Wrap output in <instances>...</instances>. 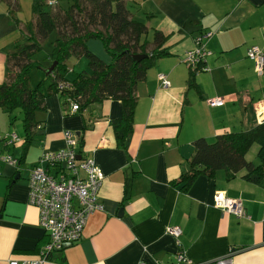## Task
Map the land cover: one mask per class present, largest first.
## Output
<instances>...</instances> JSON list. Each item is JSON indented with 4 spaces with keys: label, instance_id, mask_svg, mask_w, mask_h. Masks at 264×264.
<instances>
[{
    "label": "crops",
    "instance_id": "0c3cea01",
    "mask_svg": "<svg viewBox=\"0 0 264 264\" xmlns=\"http://www.w3.org/2000/svg\"><path fill=\"white\" fill-rule=\"evenodd\" d=\"M125 1L150 36L155 30L167 36L169 52L137 85L134 129L125 148L118 145L112 126L122 116L120 100L74 111L59 93L48 95L46 109L36 113V135L27 149L21 114L19 126L0 107V135L15 132L20 139L11 144L0 140V264L35 259L48 242L38 208L28 203L29 175L45 152L66 146L67 130L105 175L98 196L103 209L88 217L77 242L44 264H174L178 251L197 264H214L231 252L232 264H264V187L224 169L212 177L198 175L185 191L174 184L190 169L195 140L214 141L264 123V73L258 75L247 54L253 46L264 51V0ZM31 3L0 0V84L9 79L8 53L29 18H20L23 7L32 10ZM208 31L212 36L205 44L211 54L207 68L196 75L197 90L189 86L190 65L184 58ZM88 45L110 61L100 40ZM76 58L68 63L70 79L78 67L88 69L85 57ZM48 61L41 62L49 67L50 57ZM161 74L169 79L168 87L162 86ZM216 97L224 99L222 106L208 103ZM4 155L18 159V166L2 160ZM218 190L242 200L247 216L217 207ZM174 226L182 229L180 245L168 231Z\"/></svg>",
    "mask_w": 264,
    "mask_h": 264
},
{
    "label": "trees",
    "instance_id": "16d2710c",
    "mask_svg": "<svg viewBox=\"0 0 264 264\" xmlns=\"http://www.w3.org/2000/svg\"><path fill=\"white\" fill-rule=\"evenodd\" d=\"M53 31L57 37L50 60L56 66L46 73L48 67L33 56ZM149 32L144 22L134 18L132 5L125 0H56L55 5H49L48 0H32V17L25 21L8 53L9 79L0 84V107L12 120L21 114L26 135L24 148L36 135V113L46 109V98L53 93L78 103L81 109L108 99L120 100L122 116L112 126L118 145L125 148L134 129L137 85L145 80L158 59L169 54L165 46L167 36L155 30L151 40ZM92 39L103 43L110 61L90 49L88 42ZM134 54L148 56L135 61ZM74 56L85 57L88 69L70 79L68 60ZM205 67L203 59L190 67V88L199 90L196 75ZM37 68L45 70V74L33 87L31 74ZM254 144L260 145L257 164L246 158ZM220 169L230 176L241 173L264 187V123L219 135L214 141L195 140L190 169L174 184L185 191L198 175L212 177Z\"/></svg>",
    "mask_w": 264,
    "mask_h": 264
},
{
    "label": "built area",
    "instance_id": "2783aa9c",
    "mask_svg": "<svg viewBox=\"0 0 264 264\" xmlns=\"http://www.w3.org/2000/svg\"><path fill=\"white\" fill-rule=\"evenodd\" d=\"M55 5L56 1H48ZM212 32H205L196 38V48L188 51L184 61L194 67L195 64L211 54L206 46V40ZM248 57L254 62L258 75L264 73V51L259 46L248 50ZM207 67L204 68V70ZM159 80L164 87L170 85L166 75H159ZM211 106H222L224 99L211 98ZM74 111L79 110L78 103H72ZM66 146L58 151H47L40 159L41 165H36L30 170L28 203L39 210V222L49 240L45 243L35 259H11L9 264H44L51 259L54 252L68 244L77 242L83 235L88 217L96 210L103 209L98 202L100 189L105 175L101 167L91 156H84L78 149L79 141L70 130L65 132ZM6 139L8 144L20 141L15 133L0 135V140ZM81 155L80 158L78 156ZM5 162L18 166V159L12 155L1 157ZM215 205L223 211L235 214L238 217L247 216V211L242 200L228 197L224 191L214 194ZM169 233L176 238L180 245L179 237L182 234L180 227L168 228ZM231 252L226 257L217 259L214 264H232ZM174 264H197L189 259L182 251H178Z\"/></svg>",
    "mask_w": 264,
    "mask_h": 264
},
{
    "label": "rangeland",
    "instance_id": "374dc122",
    "mask_svg": "<svg viewBox=\"0 0 264 264\" xmlns=\"http://www.w3.org/2000/svg\"><path fill=\"white\" fill-rule=\"evenodd\" d=\"M48 1H56V0H48ZM31 7H32V3H31ZM23 11H22V14L20 18L22 19H25L27 17H29L28 19H30V14L32 13V10L29 9V7H27L26 5H24L23 7ZM31 12V13H30ZM57 37V32L56 31H53L43 42V45H42V49L37 52L34 56H33V59L34 60H40L42 61L43 63H48V58L51 56V53L53 51V46H54V41ZM152 37L153 36H150V33H149V39L152 40ZM77 59L75 56L74 57H71L69 60H68V63L71 65V64H74V60ZM73 62V63H72ZM88 63V62H87ZM51 63L48 65L50 66ZM10 67L12 69V64H10ZM86 69V68H84ZM84 69H81V67L76 70L77 72H81L82 70ZM45 74V70H41V69H34V71L32 72L31 74V81H30V85L33 86V87H37L38 83L41 81V79H43V76ZM15 123H17L19 126L22 125V122L20 119H16L14 121ZM259 147L260 145L259 144H254L250 150L248 151L247 155H246V158L249 160V161H252V162H255V164L258 163V158H257V154H258V151H259ZM23 166V165H22Z\"/></svg>",
    "mask_w": 264,
    "mask_h": 264
},
{
    "label": "water",
    "instance_id": "95a60500",
    "mask_svg": "<svg viewBox=\"0 0 264 264\" xmlns=\"http://www.w3.org/2000/svg\"><path fill=\"white\" fill-rule=\"evenodd\" d=\"M148 55L147 54H134L132 56V58L135 60V61H139L141 60L142 58L144 57H147ZM56 66V62H53L49 67L48 69L46 70V73H50L53 71L54 67ZM81 155L78 156V158H80ZM254 177V176H253Z\"/></svg>",
    "mask_w": 264,
    "mask_h": 264
}]
</instances>
